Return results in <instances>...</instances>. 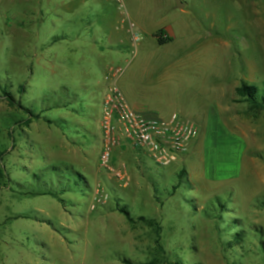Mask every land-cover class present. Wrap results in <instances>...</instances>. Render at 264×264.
<instances>
[{
  "label": "rangeland",
  "instance_id": "rangeland-1",
  "mask_svg": "<svg viewBox=\"0 0 264 264\" xmlns=\"http://www.w3.org/2000/svg\"><path fill=\"white\" fill-rule=\"evenodd\" d=\"M120 1L0 0V264H264V109L236 93L264 89V0ZM112 87L194 121L190 154L102 167ZM54 166L84 189L35 196Z\"/></svg>",
  "mask_w": 264,
  "mask_h": 264
},
{
  "label": "built area",
  "instance_id": "built-area-1",
  "mask_svg": "<svg viewBox=\"0 0 264 264\" xmlns=\"http://www.w3.org/2000/svg\"><path fill=\"white\" fill-rule=\"evenodd\" d=\"M112 1L121 7L120 0ZM100 128L103 149L99 163L119 177L124 176L125 165L118 171L112 166L117 148L131 146L144 150L158 165L169 166L190 154L191 144L199 133L194 121L178 114L155 119L135 112L121 92L113 87L102 102Z\"/></svg>",
  "mask_w": 264,
  "mask_h": 264
},
{
  "label": "trees",
  "instance_id": "trees-1",
  "mask_svg": "<svg viewBox=\"0 0 264 264\" xmlns=\"http://www.w3.org/2000/svg\"><path fill=\"white\" fill-rule=\"evenodd\" d=\"M158 42L163 45L168 41L172 40L170 35H167L165 31L158 33L155 35ZM257 86H249L243 83L240 87L236 89V93L243 97L247 102H249L252 107L264 109V89L259 90ZM6 86H1L2 94L8 98L10 103H13V98L11 94L7 91ZM40 116H37V118ZM31 118H27L22 120L21 122L25 125L30 123ZM33 184H32V192L35 196H54V198H59V195L64 193L63 187H70L73 189H84V184L81 182V179L78 178L77 174L73 171V169H67L61 172L60 169L56 168L55 166L50 169L48 172L44 173L43 175H35L32 177ZM121 212L126 214L129 221L133 219L130 216L129 210L122 208ZM140 220H145L148 223L151 221L147 220L144 217H140ZM123 262L125 264H159L158 261H152L150 263L140 262L134 263L128 259H124Z\"/></svg>",
  "mask_w": 264,
  "mask_h": 264
},
{
  "label": "water",
  "instance_id": "water-1",
  "mask_svg": "<svg viewBox=\"0 0 264 264\" xmlns=\"http://www.w3.org/2000/svg\"><path fill=\"white\" fill-rule=\"evenodd\" d=\"M177 3H178V7H180V8L184 7V5L179 0H177Z\"/></svg>",
  "mask_w": 264,
  "mask_h": 264
}]
</instances>
